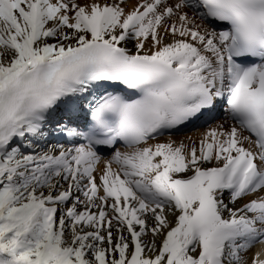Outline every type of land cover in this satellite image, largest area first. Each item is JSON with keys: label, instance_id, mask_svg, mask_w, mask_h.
Returning <instances> with one entry per match:
<instances>
[{"label": "snow or ice", "instance_id": "snow-or-ice-1", "mask_svg": "<svg viewBox=\"0 0 264 264\" xmlns=\"http://www.w3.org/2000/svg\"><path fill=\"white\" fill-rule=\"evenodd\" d=\"M257 244L264 0H0V264H264Z\"/></svg>", "mask_w": 264, "mask_h": 264}, {"label": "bare ground", "instance_id": "bare-ground-1", "mask_svg": "<svg viewBox=\"0 0 264 264\" xmlns=\"http://www.w3.org/2000/svg\"><path fill=\"white\" fill-rule=\"evenodd\" d=\"M226 117H225V115H223V114H221L220 116H219V119L220 120H223V119H225ZM185 129V128H184ZM183 130V129H182ZM180 131V132H178V133H175L174 134V138H176V139H181V138H184V137H193V138H197L198 136H199V134L201 133V132H203L204 131V123H203V121H201L200 123H198V125L196 126V128L195 129H190V130H183V131ZM261 248H264V245H261V244H257L256 246H255V248L253 249V252H255V251H257V250H260ZM253 253L252 252H250L249 253V256H251Z\"/></svg>", "mask_w": 264, "mask_h": 264}]
</instances>
